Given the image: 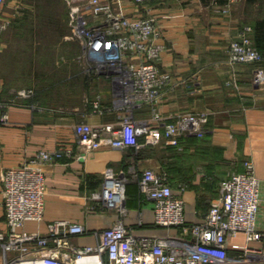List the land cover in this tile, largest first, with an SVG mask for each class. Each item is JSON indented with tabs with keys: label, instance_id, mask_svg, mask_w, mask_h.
I'll use <instances>...</instances> for the list:
<instances>
[{
	"label": "crops",
	"instance_id": "0c3cea01",
	"mask_svg": "<svg viewBox=\"0 0 264 264\" xmlns=\"http://www.w3.org/2000/svg\"><path fill=\"white\" fill-rule=\"evenodd\" d=\"M24 3L6 0L0 9V22L18 18L19 6ZM123 5L130 16L155 17L158 32L155 42L163 46L155 62L171 76L159 102L133 110L120 105L119 89L113 78L92 64L90 68L69 69L63 74L64 86H71L74 80V89L78 83L81 85L80 90L67 91L69 103L51 105V101L24 96L17 88L29 85L33 75H27L30 71L23 64H13L9 40L13 30H3L0 204L6 169L26 163L41 149L71 148L72 156L44 164L47 185L44 218L27 220L24 230L45 234L52 222L69 219L86 228L83 233L72 234L71 243L95 245L99 241L98 232L122 220L128 232L136 236L177 237L176 227L156 223L154 201L141 191L138 173L147 167L167 171L174 193L185 200L186 221L194 223L202 221L220 195L221 181L233 172L243 171L245 161L250 159L261 181L257 224L264 230V83L254 82L255 63L233 62L229 54L231 43L240 38L243 28L251 26L254 36L256 22L264 18V0H229L226 4L209 5L201 0H150L144 4L123 0ZM257 64L264 67V59ZM82 71L87 74L85 78ZM97 99L104 107L102 113L93 108ZM154 108L160 112V118L154 116ZM188 112L206 114L205 132L202 136L183 133L178 145L164 138L148 143L145 138L139 146L120 148L104 144L85 155L75 131L80 121L119 122L125 115L149 121L164 130L165 123ZM109 168L127 177L123 209L107 206L93 197V192L103 190L105 171ZM183 183L185 189L181 188ZM0 230H8L2 204ZM245 242L244 233L230 236L229 251L243 253L239 245ZM252 246L264 252V240L254 241ZM254 255L251 264H264V253ZM3 260L0 248V264Z\"/></svg>",
	"mask_w": 264,
	"mask_h": 264
},
{
	"label": "built area",
	"instance_id": "2783aa9c",
	"mask_svg": "<svg viewBox=\"0 0 264 264\" xmlns=\"http://www.w3.org/2000/svg\"><path fill=\"white\" fill-rule=\"evenodd\" d=\"M6 0H0V9ZM150 0H135L144 4ZM154 1V0H153ZM165 1V0H155ZM70 7V23L82 48L94 61L93 67L111 76L119 89V103L131 110L146 103L156 104L171 83L169 73L156 64L162 45L155 42L158 32L154 16H130L123 0H65ZM5 25L1 24V27ZM243 28L239 39L229 47L233 62L256 63L254 82L264 83V67L257 64L264 55L256 47L250 32ZM90 68V66H88ZM32 90H21L24 96ZM95 111L104 107L97 99ZM154 116L160 112L154 108ZM206 114L182 113L164 130L149 121H137L125 115L119 122L91 124L80 121L75 125L80 149L86 155L104 144L115 147L139 146L140 136L156 143L162 138L178 144L183 133L204 135ZM74 150L61 147L41 149L26 163L10 167L3 174V200L8 230H0L2 264H251L256 253H264L254 241L264 240V230L257 224L261 202V181L252 160L245 169L236 171L220 183V195L211 203L200 222L188 223L185 200L176 195L167 171L147 167L138 173L141 191L154 201L156 223L176 227L177 237L155 238L136 236L128 232L122 220L98 232L97 244L76 246L70 236L83 233V224L69 219L52 222L45 234L23 229L29 219L42 220L46 207V174L48 161L72 156ZM124 173L112 168L105 171L102 191L93 197L107 206L123 209L125 201ZM185 189L186 184H181ZM0 204V205H1ZM244 233L246 242L239 245L243 253H231L228 238Z\"/></svg>",
	"mask_w": 264,
	"mask_h": 264
},
{
	"label": "rangeland",
	"instance_id": "374dc122",
	"mask_svg": "<svg viewBox=\"0 0 264 264\" xmlns=\"http://www.w3.org/2000/svg\"><path fill=\"white\" fill-rule=\"evenodd\" d=\"M19 1H22V3L25 2L19 6V17L21 16L22 21L17 24L11 20L7 22L1 19L0 22V24H6L3 28L0 26V58L3 56L4 52L1 48L4 37L2 32L3 30L11 29L13 32L9 40L12 47L13 64H23L30 71L27 75L31 77L33 75V81H31L29 85L19 87L17 90H32V94L29 95L32 97L38 84H51L54 82L57 77L53 75V72L62 74L63 72L60 73V71L63 69H70L73 71L77 69L83 70L89 65L95 64L94 61L89 58L87 52L81 48V40L74 35L73 25L70 23L68 5L64 0ZM124 1L127 3L131 0ZM7 11H10V9L8 8ZM49 20L54 21V26L49 24V22L51 23ZM57 24H59V28H61V33L56 32L52 34L51 31ZM42 26H46L47 28V30L45 29V31H42L44 33H41L43 34L42 36H44L43 38L40 36V33L37 34V32H35L38 30L37 28ZM249 27L251 28V26ZM36 69H38L39 74L48 71L50 75L36 76L34 75ZM82 73H84L85 78L87 74L83 71ZM67 81H69L70 84V80ZM72 83L71 86H64L65 82H63L61 86L57 85L50 89L49 95L51 97H49L48 101H51V105H64L70 102L71 97L67 91H71L72 93V91L74 92L76 89L80 90L81 88L80 83H78L74 89L75 80ZM2 102L4 103L3 100Z\"/></svg>",
	"mask_w": 264,
	"mask_h": 264
},
{
	"label": "trees",
	"instance_id": "16d2710c",
	"mask_svg": "<svg viewBox=\"0 0 264 264\" xmlns=\"http://www.w3.org/2000/svg\"><path fill=\"white\" fill-rule=\"evenodd\" d=\"M203 4L205 5H209V4H226L229 2V0H201ZM249 1H256V0H249ZM38 3V2H37ZM68 13L70 14V7L68 6ZM25 17V16H24ZM70 17V16H69ZM22 21V18L21 16L16 18L14 20V22H16L18 24V22H21ZM47 21V19H46ZM51 21V20H49ZM53 22V23H52ZM49 24L53 25L54 26V21H51V23L49 22ZM49 25V26H50ZM48 26V25H47ZM42 28V29H41ZM255 31H254V36H252V30L249 32L256 47L260 50V52L264 55V18L262 19H259L256 24H255ZM38 30H36L35 32H37V34L40 33V36H42L43 34L41 33H44L42 31H45V29L47 30L46 26H42L40 28H37ZM61 28H59V24H57L53 29H52V34H55L56 32L57 33H61ZM252 29V28H251ZM60 31V32H59ZM36 34V33H35ZM44 36H42L43 38ZM54 37V36H52ZM43 40V39H42ZM82 48V46H81ZM80 50V49H79ZM78 51V50H77ZM37 68V67H36ZM53 69V68H51ZM50 69V71H51ZM68 69H63L60 71L63 72L62 74H57V72H53V75H55L57 78L54 80V82H52L51 84H38L36 86V90L34 91V94L32 95V98H34L35 100H40L42 102H46L48 101L49 97H51L49 95V91L51 88L57 86V85H60L63 84L64 82V73H66ZM34 75L36 76H49L50 73H48V71H44L42 73L39 74L38 72V69H36V71L34 72ZM142 139H145V136H140L139 137V141H141ZM175 145V144H174ZM178 145V144H176ZM185 184V183H183Z\"/></svg>",
	"mask_w": 264,
	"mask_h": 264
},
{
	"label": "bare ground",
	"instance_id": "6f19581e",
	"mask_svg": "<svg viewBox=\"0 0 264 264\" xmlns=\"http://www.w3.org/2000/svg\"><path fill=\"white\" fill-rule=\"evenodd\" d=\"M80 264H88L87 261H80Z\"/></svg>",
	"mask_w": 264,
	"mask_h": 264
}]
</instances>
